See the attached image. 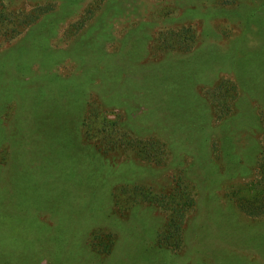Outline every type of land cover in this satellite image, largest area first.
I'll use <instances>...</instances> for the list:
<instances>
[{
  "label": "rangeland",
  "instance_id": "obj_1",
  "mask_svg": "<svg viewBox=\"0 0 264 264\" xmlns=\"http://www.w3.org/2000/svg\"><path fill=\"white\" fill-rule=\"evenodd\" d=\"M0 264H264V0H0Z\"/></svg>",
  "mask_w": 264,
  "mask_h": 264
},
{
  "label": "trees",
  "instance_id": "obj_2",
  "mask_svg": "<svg viewBox=\"0 0 264 264\" xmlns=\"http://www.w3.org/2000/svg\"><path fill=\"white\" fill-rule=\"evenodd\" d=\"M108 122H111V120H107ZM85 122V121H84ZM177 227V226H176ZM178 230H179V227H178ZM180 230H181V228H180Z\"/></svg>",
  "mask_w": 264,
  "mask_h": 264
}]
</instances>
